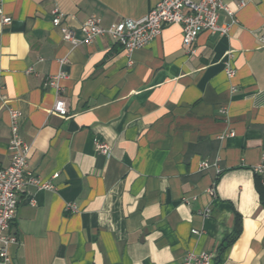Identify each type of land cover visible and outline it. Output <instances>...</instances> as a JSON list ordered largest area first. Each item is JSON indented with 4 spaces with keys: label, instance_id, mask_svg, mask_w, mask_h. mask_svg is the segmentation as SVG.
Returning a JSON list of instances; mask_svg holds the SVG:
<instances>
[{
    "label": "crops",
    "instance_id": "obj_1",
    "mask_svg": "<svg viewBox=\"0 0 264 264\" xmlns=\"http://www.w3.org/2000/svg\"><path fill=\"white\" fill-rule=\"evenodd\" d=\"M160 1L0 0V169L16 108L52 185L20 195L6 264H180L233 237L221 264H264V0H225L229 33L202 32L195 54L180 23L131 53L106 35L74 46L52 23L58 9L73 29L92 14L108 27Z\"/></svg>",
    "mask_w": 264,
    "mask_h": 264
},
{
    "label": "built area",
    "instance_id": "obj_2",
    "mask_svg": "<svg viewBox=\"0 0 264 264\" xmlns=\"http://www.w3.org/2000/svg\"><path fill=\"white\" fill-rule=\"evenodd\" d=\"M220 11L234 15L225 0H161L142 18H124L108 27L102 25L98 15L92 14L78 30L73 29L63 23L64 13L58 9L54 10L52 23L60 30L62 38L74 46L80 43H92L97 37L106 35L119 43L128 53L151 44L162 34L165 25L180 23L183 46L189 54H195V43L202 32L229 33V25L218 22ZM0 14H3L1 5ZM11 20L10 16H3V23L8 24ZM78 32L81 33V37ZM231 60L232 58L227 60L225 68L229 78L236 75V68ZM129 63L131 64V61ZM46 84L54 85L55 83L48 81ZM54 112L61 116L67 115L68 109L64 100H56ZM9 113L11 162L7 167L0 169V263L3 264L10 262L8 246L18 242V236L11 231V226L17 217L20 195L30 185L39 189L52 187L49 181L43 180L29 167L30 144L20 134V110L10 108ZM95 146L103 154L110 152L109 144L101 138H95ZM254 171L264 186V153L261 161L254 167ZM58 176L59 172L53 175V177ZM68 208L77 210L74 204H69ZM208 213L209 210L205 214L208 215ZM192 232L199 231L194 229ZM217 255L218 252L212 250L188 251L180 264H215Z\"/></svg>",
    "mask_w": 264,
    "mask_h": 264
},
{
    "label": "trees",
    "instance_id": "obj_3",
    "mask_svg": "<svg viewBox=\"0 0 264 264\" xmlns=\"http://www.w3.org/2000/svg\"><path fill=\"white\" fill-rule=\"evenodd\" d=\"M259 178V177H258ZM259 180H260V178H259ZM260 183H261V181H260ZM260 191H261V195H262V197H264V186L262 185V183H261V187H260ZM234 239V237L233 238H230V239H228L226 242H224L223 244H222V247H221V249H220V252L218 251V255H217V258H216V262H215V264H221V262H222V251L231 243V241Z\"/></svg>",
    "mask_w": 264,
    "mask_h": 264
}]
</instances>
